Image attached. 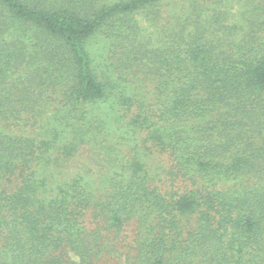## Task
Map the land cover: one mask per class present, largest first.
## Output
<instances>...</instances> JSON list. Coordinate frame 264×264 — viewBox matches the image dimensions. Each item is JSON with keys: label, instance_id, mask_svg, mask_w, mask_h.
<instances>
[{"label": "trees", "instance_id": "16d2710c", "mask_svg": "<svg viewBox=\"0 0 264 264\" xmlns=\"http://www.w3.org/2000/svg\"><path fill=\"white\" fill-rule=\"evenodd\" d=\"M261 1L0 0V264H264Z\"/></svg>", "mask_w": 264, "mask_h": 264}, {"label": "rangeland", "instance_id": "374dc122", "mask_svg": "<svg viewBox=\"0 0 264 264\" xmlns=\"http://www.w3.org/2000/svg\"><path fill=\"white\" fill-rule=\"evenodd\" d=\"M257 2L260 3V4L262 3L261 0H257ZM135 19L137 20V23L139 25L141 34L147 35V36L151 37L152 39H155L156 38V34H155L156 30H155V27H154V25L150 24L147 21L148 18L145 15V13H139V14L135 15ZM162 22H164V21L162 20ZM137 83L140 84L141 82L139 81ZM145 87L146 88H150V84L147 83Z\"/></svg>", "mask_w": 264, "mask_h": 264}]
</instances>
